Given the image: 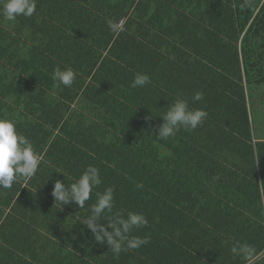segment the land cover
Instances as JSON below:
<instances>
[{
	"label": "trees",
	"instance_id": "trees-1",
	"mask_svg": "<svg viewBox=\"0 0 264 264\" xmlns=\"http://www.w3.org/2000/svg\"><path fill=\"white\" fill-rule=\"evenodd\" d=\"M57 66L74 70L71 87L56 86ZM136 73L150 83L131 87ZM177 97L207 117L159 139ZM0 118L41 157L35 176L0 188V264L264 257V0H36L31 17L0 15ZM89 165L102 183L85 206L55 201V180ZM106 187L114 208L100 223L148 221L132 232L148 242L118 256L83 224ZM240 244L250 257L231 252Z\"/></svg>",
	"mask_w": 264,
	"mask_h": 264
},
{
	"label": "clouds",
	"instance_id": "clouds-1",
	"mask_svg": "<svg viewBox=\"0 0 264 264\" xmlns=\"http://www.w3.org/2000/svg\"><path fill=\"white\" fill-rule=\"evenodd\" d=\"M36 11V0H0V15L8 21H15L17 17H31ZM109 28L114 33L121 30V26L108 21ZM52 79L59 85L71 87L76 73L71 68L57 66L52 72ZM150 83V77L144 73H136L131 87H144ZM202 92L194 93V102L203 100ZM162 124L158 127L159 139H168L183 128L186 131L195 130L207 117V112L200 108H190L188 101L177 97L167 106L161 115ZM41 157L35 152L32 142L17 131L15 121L0 118V188H11L19 178L28 180L36 175ZM64 176V175H63ZM99 169L87 166L83 173L70 185L57 179L54 182L52 196L62 205L74 202L79 208L85 206L93 190L101 185ZM114 189L106 187L104 191H96L95 202L90 206V215L83 224L93 234L95 239L108 245L114 255H119L124 248L136 249L147 243V239L133 236L134 229L146 226V217L137 212L129 211L126 215L115 213L106 224L100 223L106 213H112L114 208ZM254 249L247 244L234 245L231 252L234 255H243L248 258Z\"/></svg>",
	"mask_w": 264,
	"mask_h": 264
},
{
	"label": "crops",
	"instance_id": "crops-1",
	"mask_svg": "<svg viewBox=\"0 0 264 264\" xmlns=\"http://www.w3.org/2000/svg\"><path fill=\"white\" fill-rule=\"evenodd\" d=\"M250 264H264V257H258L256 260L252 261Z\"/></svg>",
	"mask_w": 264,
	"mask_h": 264
}]
</instances>
